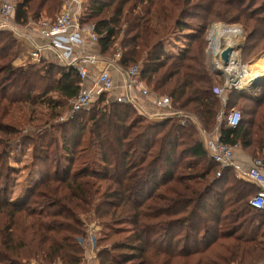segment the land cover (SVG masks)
<instances>
[{
    "label": "trees",
    "instance_id": "trees-1",
    "mask_svg": "<svg viewBox=\"0 0 264 264\" xmlns=\"http://www.w3.org/2000/svg\"><path fill=\"white\" fill-rule=\"evenodd\" d=\"M64 1L13 0L15 20L55 19ZM257 1L84 0L80 19L95 24L102 54L121 52L125 68L141 65L152 91L208 131L222 106L241 103L240 124L222 125L220 140L255 158L264 146V87L227 88L223 102L215 89L225 79L206 31L214 21L240 23L250 55L264 50V0ZM179 32L191 43L170 51L168 38ZM19 48L15 32L0 27V264H83L88 223L102 227L98 264L264 263V211L249 203L258 188L233 168L217 176L196 124L151 119L107 93L70 116L81 89L77 69L47 58L15 65ZM37 107L46 111L40 127L66 112L52 124L57 136L23 137ZM18 141L31 144L41 176L23 199L10 197L9 155Z\"/></svg>",
    "mask_w": 264,
    "mask_h": 264
},
{
    "label": "built area",
    "instance_id": "built-area-1",
    "mask_svg": "<svg viewBox=\"0 0 264 264\" xmlns=\"http://www.w3.org/2000/svg\"><path fill=\"white\" fill-rule=\"evenodd\" d=\"M83 1L65 0L61 12L55 19H42L37 23L32 22L21 26L14 17L13 0H0V27L9 28L18 38L30 41L29 59L32 62L46 59L43 51L51 50L55 54L51 59L55 62L77 69L81 79V89L70 102V116L79 111L90 110L99 96L107 93L110 100L130 104L139 114L151 119L165 120L177 117L183 125L193 122L201 131L209 156L220 166L217 176L222 174V170L233 168L237 178L247 180L257 186L258 191L250 198L249 203L252 207L264 211V146L250 164L244 165L235 158V146L220 140V127L222 125L237 127L242 120L241 111L238 109L221 110L217 116L215 130L212 134L208 133L194 114L175 107L171 97L158 95L146 85L141 78V65L125 68L118 64L121 52L110 56L102 54L97 49L100 35L95 24L83 23L80 19ZM32 32L45 43L43 45L35 43L29 36ZM220 61H223L221 54ZM217 65L220 66L218 62ZM110 66L117 69L123 77L121 84L123 91L117 96L113 95L117 85L111 74ZM219 68L217 70L225 72L221 67ZM92 71H95V74H92ZM236 83L235 79L228 77L223 87L215 89L223 102L227 101L224 95L227 88L239 89L241 87ZM61 119L64 120L67 117H61ZM83 243L86 250L84 264L86 259L92 260L96 257V242L93 236L89 235Z\"/></svg>",
    "mask_w": 264,
    "mask_h": 264
},
{
    "label": "rangeland",
    "instance_id": "rangeland-1",
    "mask_svg": "<svg viewBox=\"0 0 264 264\" xmlns=\"http://www.w3.org/2000/svg\"><path fill=\"white\" fill-rule=\"evenodd\" d=\"M262 0H258L257 3H260ZM190 21V20H187ZM198 20H193L192 23L196 24ZM220 24V25H219ZM220 27V28H219ZM227 27H235L240 30L241 33L239 34H231L229 36L230 41H233L234 43L237 42L236 48L238 50L239 54V67H240V77L243 78L246 71L257 73L260 71L259 75H257V79H261L260 82L257 84V86H254L252 88H245L248 89L250 92L255 93L258 92L259 89L264 87V50L255 52L256 54L250 55L249 51L246 49V43H247V33L244 30V27L240 23H226L222 21H214L206 31V39L208 41V48L210 50L211 56L213 54V59L215 63L216 69H218L220 66L217 65V57H216V48L218 45V38L220 30H224ZM217 29V30H216ZM190 31V30H188ZM188 31H185L183 33H188ZM191 32V31H190ZM241 35V36H240ZM217 37V38H216ZM236 40V41H235ZM238 40V41H237ZM18 41L20 43L19 48V55L14 60L15 65L19 66H26L29 62H32L29 59V52L31 50V46L29 47L27 44V41L22 38H18ZM169 44L168 49L170 51H176L178 48H184L187 47L188 44H190V40L187 37H184L180 32L178 34L172 35L168 38ZM239 43V44H238ZM232 44V43H230ZM236 44V43H235ZM232 47V45H229ZM259 48L258 50H260ZM231 55V54H230ZM220 69V68H219ZM221 69H223L221 67ZM224 70V69H223ZM243 70V71H242ZM262 73V74H261ZM223 78H228V74L226 72H223ZM242 75V76H241ZM260 76V77H259ZM235 79L237 81V85L240 87L242 86L241 81H239L241 78ZM96 103V101H95ZM252 105V104H249ZM241 103L237 105L235 108L238 110H241ZM221 110H229L231 109L230 106L227 107H221ZM40 111H43L46 113V111L43 109V107H37L36 113H33V125L32 127H28L24 129L23 131V137H30L31 139L35 137V135L42 133L43 131L49 130L54 135L57 136V131H52V124L57 125V122H63L64 120L61 119V116L52 122L50 124L40 127L39 124L43 123L45 121L44 113H40ZM66 113V112H65ZM63 114L62 116L65 117L66 114ZM262 113L263 110H260L258 115L256 116V123L261 124L263 122L262 119ZM206 129V128H205ZM215 130V129H214ZM206 131L210 134H212L213 131ZM263 148V147H262ZM261 148V150H262ZM9 165L14 169L15 172H13L10 176V197L11 198H25L27 194L30 192V189L32 188L34 183H37V181L40 180L41 176L39 173V169L35 166H33V160H32V147L30 143H22L18 141L12 151L9 155ZM2 182H0V185ZM88 232L89 235H92L94 238L96 251L95 254H97V250L101 248L104 244H98V238L102 232V227L98 225L97 223H88ZM101 245V246H100ZM84 264H98V259L94 258L92 260H87L84 262ZM181 264V263H180Z\"/></svg>",
    "mask_w": 264,
    "mask_h": 264
},
{
    "label": "bare ground",
    "instance_id": "bare-ground-1",
    "mask_svg": "<svg viewBox=\"0 0 264 264\" xmlns=\"http://www.w3.org/2000/svg\"><path fill=\"white\" fill-rule=\"evenodd\" d=\"M218 33H219V38H218V45H217V48H216L217 62L220 65V67H222L224 69V71L228 74L229 78L239 79V77H240V67H239V65L240 64H239V54H238V50L236 48L237 42H235L236 43L235 44L233 41H230L229 36L231 34H239L241 32H240V30L238 28L227 27V28H225L222 31L220 30V32H218ZM230 43H232V44H230ZM229 45H232V52H231V55H230V60L226 64L223 61H220V54H221L222 50L224 48L228 47ZM259 73H260V71L257 72V73H254V72L252 73L250 71H246L245 75L243 76V78L240 77L241 78L239 80V81H241L240 84H242V86H245V83H247V82H249V81H251L253 79H256L258 77L257 75H259Z\"/></svg>",
    "mask_w": 264,
    "mask_h": 264
},
{
    "label": "crops",
    "instance_id": "crops-1",
    "mask_svg": "<svg viewBox=\"0 0 264 264\" xmlns=\"http://www.w3.org/2000/svg\"><path fill=\"white\" fill-rule=\"evenodd\" d=\"M29 36L32 38V40L35 43H38L40 45H43L45 43L44 40H42L40 37H38L37 35H35V33H30ZM28 46L30 47V41L27 42ZM44 56L47 57V59H51L54 58V53L51 50H45L43 51ZM111 70V74L113 76V78L115 79V83L117 85V88L115 90V92L113 93V95L117 96L119 94H121V92L123 91V89L121 88V84L123 82V77L121 75V73L115 69L114 67H109ZM92 74H95V71H92ZM261 151L258 150V153H260ZM235 158L237 161L241 162L244 165H248L252 162V160L254 159V156L250 153H248L247 151H245L240 145H236L235 146ZM257 187V186H256ZM94 259V258H93Z\"/></svg>",
    "mask_w": 264,
    "mask_h": 264
},
{
    "label": "water",
    "instance_id": "water-1",
    "mask_svg": "<svg viewBox=\"0 0 264 264\" xmlns=\"http://www.w3.org/2000/svg\"><path fill=\"white\" fill-rule=\"evenodd\" d=\"M232 52V47L228 46L224 48L221 52V59L227 64L230 60V54ZM218 74H223L222 70H217ZM261 79H253L247 83H245V86H241L239 89H245V88H252L254 86H257V84L260 82Z\"/></svg>",
    "mask_w": 264,
    "mask_h": 264
}]
</instances>
